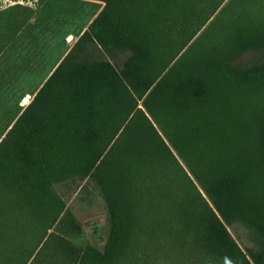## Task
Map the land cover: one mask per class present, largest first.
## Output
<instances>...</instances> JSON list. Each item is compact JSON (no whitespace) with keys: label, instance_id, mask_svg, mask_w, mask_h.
<instances>
[{"label":"rangeland","instance_id":"rangeland-1","mask_svg":"<svg viewBox=\"0 0 264 264\" xmlns=\"http://www.w3.org/2000/svg\"><path fill=\"white\" fill-rule=\"evenodd\" d=\"M0 264H264V0H0Z\"/></svg>","mask_w":264,"mask_h":264},{"label":"trees","instance_id":"trees-1","mask_svg":"<svg viewBox=\"0 0 264 264\" xmlns=\"http://www.w3.org/2000/svg\"><path fill=\"white\" fill-rule=\"evenodd\" d=\"M217 241L223 248L230 249L231 245L224 230L217 233Z\"/></svg>","mask_w":264,"mask_h":264}]
</instances>
